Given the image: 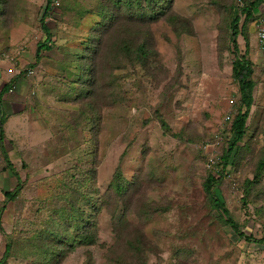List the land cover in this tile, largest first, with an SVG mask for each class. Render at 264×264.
Masks as SVG:
<instances>
[{
  "label": "rangeland",
  "instance_id": "obj_1",
  "mask_svg": "<svg viewBox=\"0 0 264 264\" xmlns=\"http://www.w3.org/2000/svg\"><path fill=\"white\" fill-rule=\"evenodd\" d=\"M151 1L130 0L149 16L160 12L157 1L181 21L130 23L112 17L108 0H52L51 49L37 58L47 39L40 23L47 0H0V72H23L38 61L45 83L36 78L39 89L33 86L46 92L44 106L53 111L45 136L5 135L21 181L0 165V264H57L62 252L61 264H264V174L254 182L264 153V49L257 39L264 2L254 19L238 12V52L254 67L253 104L228 179L217 183L240 236L210 207L203 189L210 173L199 150L218 138L226 151L227 117L243 108L229 30L235 0ZM96 32L94 65L87 45ZM90 70L96 89L86 88L83 99L80 72ZM119 168L129 184L122 202L104 197ZM19 184L20 194L6 201ZM65 214L70 220L59 227ZM91 228L94 243L48 252L58 230Z\"/></svg>",
  "mask_w": 264,
  "mask_h": 264
},
{
  "label": "trees",
  "instance_id": "obj_2",
  "mask_svg": "<svg viewBox=\"0 0 264 264\" xmlns=\"http://www.w3.org/2000/svg\"><path fill=\"white\" fill-rule=\"evenodd\" d=\"M137 1H141V0H137ZM148 2L151 4L152 1L148 0ZM263 2H264V0H254V1H251V0H244V1L243 0H235V5L233 8V12L231 14V22L229 25V30L231 31V34H230L231 42L234 46V50L236 53L235 61H234V65H233V75L239 84V90H240L241 97H242V106H243V108L246 109V111L243 112V108L240 109L239 114H237L233 120H230L231 127L228 129V133L230 135L231 140L229 141L228 149L226 151H224V150H223L224 152L222 151V149H223L222 145H221V147L218 148V152H216V154L221 159V162L218 165L214 166L211 169L207 168V155L202 150V144L204 142L199 147V150L202 153V156L204 158L205 168L210 173L209 176L207 177L206 181L203 184V189H204V192L206 194V198L210 204V207H211L212 211L214 210V211L218 212L221 219H223V218H225V216H227L228 219L225 218V224L230 226V228L232 230H234L236 233H238L240 236H242L243 234L239 231V225L231 217H229L230 216L229 210L227 209L223 200L219 197V195H217V194H219V190L217 188V183L220 180L223 181V180L228 179V178H226V177H228L227 176L228 172L226 170L229 167V165L231 164L230 163L231 156L233 155L234 152H236L237 149H240L239 144L244 140V138L246 136V127H247L248 116H249V113H250V110H251L252 104H253V89H254L255 84L252 81V75H253L254 67H253L252 61L248 60L245 56L240 55L238 52V36L240 34L239 24H240V17H241L238 15V12L246 15L248 19H254L257 16V14L259 13L260 7H261ZM108 3L111 7L109 9V11L113 13L112 17L118 16V17H122V19H124V20H125V18H128L126 21H128L130 23L134 22L135 20H138L139 23L150 24L152 22L165 20V21L169 22L171 24V26H174V25L176 26V24L179 21H181V19L179 17L177 18L173 14L168 15V11L170 10V8H169V10H167L168 8H163L162 5L160 3H158L157 1L155 2V5H157L159 7L160 12L154 13L153 16H151V15L149 16V14L146 11H143L144 13L142 14V11L139 9L140 5L134 4L136 2H134V3L130 2V0H117V1L116 0H108ZM131 10H134V11H131ZM53 11H54V8H53L52 0H47L45 12H44L43 18L40 21L42 29H43L45 35H47V39H46L45 44L38 46V48L36 50L37 58H39L41 56L42 51L51 49L50 46L47 45L49 42V39H50V27L47 25L46 19L48 16H50L51 13H53ZM100 26H101V24L98 27H100ZM98 27L95 29V31L98 30ZM108 31H109V28L105 29V32L101 33V34H105ZM101 34L98 35V33L96 32V34L91 36V40H90L89 44L88 45L86 44L87 50L90 49L89 56L91 57V62L94 59V61H93L94 65H95V62H97L96 52H98V51L94 50V47H96L100 43L99 36H101ZM257 39L259 41L258 32H257ZM91 48H92V51H91ZM138 50H139L141 55L146 54L144 46H140L138 48ZM84 59H85V56H83V58H80V62L83 61ZM37 65H38V61H36V63L34 65H32V66H34L33 68L35 69V71L38 67ZM82 67H85V63H80L79 68L82 69ZM90 72L91 73H84V74H82L80 72L81 80H82L80 87L81 88L83 87V90H81L84 93V94H82L83 99L86 98V93H85L86 88L90 89V87H91V89H96V75H94L96 72L94 74L92 73L91 70H90ZM36 73H37V71H36ZM24 74H25L24 72H21L22 76H24ZM92 76H93V79L91 78ZM9 87H10L9 85H5L3 91L0 94V102H2L3 95L9 92V90H10ZM34 97H36V96L33 95L32 98H34ZM33 102H34V107H36L38 113L41 115V113H40L41 111H39V107L43 106V105L40 104L39 99L37 101H33ZM3 111L4 110L1 109V106H0V146H1L2 153H3V160L1 161L0 165L5 162L7 164V168L9 167L8 170H10L15 175L17 180L21 181V177H20L19 173L16 171L15 167L12 165V163L10 161L7 149L5 150V148H4L5 147V139H6L5 130H4V125L6 122V116H3V114L5 115V113ZM44 112H46L47 114H52L50 119H49V115H48L47 119L45 120L46 122L51 123L52 119H53L52 109H50V107H46ZM162 124H164L163 120H162ZM97 130L98 129L96 126H94V128H92V130L90 128V131H89L90 135L92 132L93 137H94ZM88 158L93 159V156H88ZM88 161H89V159H88ZM219 168H221V170H218ZM257 168H258V170L256 172V176H255V180H254L255 183H259V181L262 178V175L264 174V153H263V158L261 159ZM95 176H96V172H94V175L92 176V180L95 179ZM215 176H217V177H215ZM88 181H89V176L87 175L85 182H88ZM122 182H123L122 174H121V171L119 168L118 176L114 178L113 183L111 184V188L113 191L108 190L107 193L104 195V197L106 198L107 196H113V198L116 199V201H118V202H122V201H124V199H128V193L127 192L129 190V184L124 186L122 184ZM21 189H22V184H19L17 189L14 192L6 193V198H7L6 201L15 200L16 197L20 194ZM244 200H246V199L244 198ZM5 206H6V204H5ZM145 208H151V206L146 205ZM4 211H6V207H3L0 210V214L3 213ZM65 215H66L65 219L60 225H58L59 227L64 222L70 220L69 214H65ZM84 221L85 220L83 218L82 222H81L82 225L85 224ZM91 225L92 224H90V226ZM84 227L87 229V226L84 225ZM77 228L79 229V224L77 225ZM66 231L68 233H70L68 231V229H66ZM96 231H97L96 228H94V229L91 228V230H89L83 234H80V232L78 230L77 234L74 233L72 235V234L66 233L65 231L60 232L58 230V232L54 234V238L49 239L50 246L47 247L48 252L53 251V250L57 249V247H60L63 245H66V247H72V249L75 248L76 244L90 245L96 241V235H97ZM88 234H89V236H88V241H87L85 237ZM79 236H80V238H79ZM10 247L11 246H9V248ZM7 254H8V252H7ZM66 256H67V253H64V252L60 253L55 258V259L59 260V262L57 264H61L62 261L66 258Z\"/></svg>",
  "mask_w": 264,
  "mask_h": 264
},
{
  "label": "crops",
  "instance_id": "obj_3",
  "mask_svg": "<svg viewBox=\"0 0 264 264\" xmlns=\"http://www.w3.org/2000/svg\"><path fill=\"white\" fill-rule=\"evenodd\" d=\"M15 71L11 68H7L0 72L3 76H0V94L5 85H9L10 89L15 90L13 93H10L9 91V93L4 94L2 102H0L1 109H3V112L5 113L3 116H6V122L4 125L5 135L11 141H14V139L21 140L23 138L24 140H28L31 137H35V135L45 136L47 134L48 125H45L44 121L47 119L48 115L50 119L52 114L44 112L46 108L44 104L47 102L46 100L50 99H47L46 92L43 91L41 94L38 90H35L37 92L35 94L36 97L32 98V84L35 83L34 80L37 78L43 86L45 82L43 81L42 76L39 77L37 75L34 80L31 81L29 78L18 75ZM37 84L39 89V83ZM38 99L44 109L40 112L41 115L38 113L36 107H34L33 102ZM19 121L22 122L21 125H18ZM37 136L36 138H38Z\"/></svg>",
  "mask_w": 264,
  "mask_h": 264
},
{
  "label": "built area",
  "instance_id": "obj_4",
  "mask_svg": "<svg viewBox=\"0 0 264 264\" xmlns=\"http://www.w3.org/2000/svg\"><path fill=\"white\" fill-rule=\"evenodd\" d=\"M244 1V0H243ZM258 36H259V43L261 45L262 48H264V18H261L258 22ZM26 76L27 77H32L34 76V70L32 69H26L25 70ZM14 90L11 89L10 93H13ZM232 104H234V101L231 102ZM231 117H227V121H230ZM220 146V139H216L213 142H204L202 144V150L203 152L207 155V168L211 169L214 166L218 165L221 161L220 157L217 156L216 151H218V148ZM3 160V153L1 150V146H0V163ZM235 187H237L236 184H233V189H235Z\"/></svg>",
  "mask_w": 264,
  "mask_h": 264
},
{
  "label": "clouds",
  "instance_id": "obj_5",
  "mask_svg": "<svg viewBox=\"0 0 264 264\" xmlns=\"http://www.w3.org/2000/svg\"><path fill=\"white\" fill-rule=\"evenodd\" d=\"M27 69H32V70H34V76H32V77H27V76H26V73H25V70H26V69H23V72L25 73V74H24V77L29 78V80L33 81L34 78L37 76V73H36L35 69H34L32 66H30V68H27ZM17 74H18V75H21V72L18 71ZM35 83H36V82H35ZM32 85H34V84H32ZM10 90H11V89H10ZM10 90H9V91H10ZM13 90H14V89H13ZM35 90L37 91V88L33 86V90H32L33 95H35V94L37 93ZM14 91H15V90H14ZM8 93H9V92H8Z\"/></svg>",
  "mask_w": 264,
  "mask_h": 264
}]
</instances>
